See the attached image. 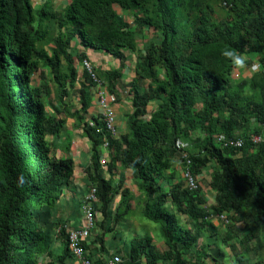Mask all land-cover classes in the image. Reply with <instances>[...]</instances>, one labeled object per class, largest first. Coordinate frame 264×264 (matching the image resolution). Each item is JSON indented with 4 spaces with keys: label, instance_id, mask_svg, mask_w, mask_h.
<instances>
[{
    "label": "trees",
    "instance_id": "obj_1",
    "mask_svg": "<svg viewBox=\"0 0 264 264\" xmlns=\"http://www.w3.org/2000/svg\"><path fill=\"white\" fill-rule=\"evenodd\" d=\"M47 3L35 8L32 0H0V264L74 260L54 215L65 195L63 179L72 173V160L56 155L70 151L67 137L65 148L58 146L69 118L88 142L84 179L96 190L94 209L111 221L109 232L122 245L118 253L115 243V253L105 251L103 232L96 241L108 259L196 264L185 252L203 233L215 237L212 220L220 215L227 222L250 219L264 231V147L249 140L264 134V0H69L59 10ZM147 33L154 38L141 49L137 36ZM75 39L83 51L74 56ZM225 46L244 54L248 66L255 58L260 68L249 81L233 82L237 65L220 54ZM86 50L119 61L117 69L97 75L115 96L127 56L135 54L127 84L132 112L118 144L101 115L88 114L95 85L74 64L87 59ZM39 71L45 77L36 79ZM215 136L240 137L244 145L221 148ZM177 139L190 144L194 177L210 170V206L199 185L190 191L180 177L185 163ZM104 142L112 150L108 178L100 165ZM115 164L131 174L138 196L122 181L114 185ZM136 213L159 225L165 250H156L149 235L123 240Z\"/></svg>",
    "mask_w": 264,
    "mask_h": 264
},
{
    "label": "rangeland",
    "instance_id": "obj_2",
    "mask_svg": "<svg viewBox=\"0 0 264 264\" xmlns=\"http://www.w3.org/2000/svg\"><path fill=\"white\" fill-rule=\"evenodd\" d=\"M47 1L48 6L51 7V5L57 6L58 9L62 8L66 4V0H44ZM32 4L35 8H39L41 6V0H33ZM57 4V5H56ZM65 4V5H64ZM115 10L119 15H122L124 19L128 22L130 21L129 14H122L119 8L115 7ZM154 38V35L152 34H144L143 36H137V45L139 48L143 49V47L148 45V43L151 41V39ZM73 45V44H72ZM52 48V44L50 43L47 47L48 52H50V49ZM72 53L75 56V52L72 49ZM132 54V55H131ZM128 58L130 61L135 60V54L129 53ZM132 58V59H131ZM256 63V61H254ZM253 63V64H254ZM75 67L79 66L78 61H75ZM106 64V63H105ZM104 64V65H105ZM97 68L94 67V73L97 77L98 72ZM256 73V72H254ZM252 73V74H254ZM251 74V73H250ZM81 72L78 70V76L80 77ZM40 77H45V74L41 71L37 73L35 76L36 79H39ZM232 78V77H231ZM120 86H123V83L120 82ZM76 87V85H75ZM71 93V100L75 101L77 96L75 93H77V87L74 89ZM91 94L93 97H95V88L91 89ZM76 124V125H75ZM72 126L74 128L81 129L80 124L77 122L71 120L70 118L66 120V126L64 128L65 132H68L72 129V127L69 130V127ZM251 132V130H248ZM247 131V132H248ZM247 132H242L241 135L246 137ZM250 137V136H249ZM77 139H73L75 142ZM80 140V139H78ZM72 143V142H71ZM187 143V142H186ZM189 143L186 145V149H189ZM62 148H65V145L62 146ZM104 153V151H102ZM107 174V172L105 173ZM180 177H182L180 175ZM210 170L205 169L203 171V175L198 176V185L200 188L201 194L206 199V205L210 206L214 202V194L212 190H210L208 183L210 181ZM114 185L117 184V178L113 177ZM64 184L65 179H63ZM129 186L131 187V190L134 193L136 192V186L133 184L132 180L131 183H129ZM73 191V188H71ZM70 189V190H71ZM113 195H115L113 193ZM114 198V196H111ZM110 197V198H111ZM118 198V197H117ZM140 213V211L138 210ZM110 213V212H109ZM135 214L132 217H130V222L127 223L128 227H131V230H128L123 235V240L128 241L129 239L133 237H143L144 235H149L152 239V245L156 250H165V247L163 245L160 231H159V225L154 224L140 216V214ZM112 215V213H110ZM110 215V216H111ZM182 222L187 221L186 216L181 217ZM105 222L104 229L101 228V222ZM212 224L215 228L214 236L209 233H203L201 235V238L198 240L197 245L190 251L185 252V256L190 262L196 263V264H264V237L261 234L262 229H254L252 226V221L250 219L246 220H240L237 217H231L227 223H223L221 221L212 220ZM111 225V221L108 219L107 221L105 219H102V215L99 210V206L95 208L94 212V228L92 231L93 240L92 248L95 251V255H99L102 258L107 257V255L100 251V242L96 241L98 240L100 235L105 232V243L104 248L105 251L111 252L113 250V242L118 241L117 239H113L112 233L109 232V227ZM212 231V230H211ZM213 232V231H212ZM226 236H229L228 239L222 241ZM97 242V243H96ZM118 244L119 241H118ZM122 248V245L120 244L117 247V252ZM102 250V248H101ZM220 251V253H219ZM41 264L45 263V260H40ZM66 264H75L74 260L70 258L66 262ZM160 264H173L172 261H165L161 262Z\"/></svg>",
    "mask_w": 264,
    "mask_h": 264
},
{
    "label": "crops",
    "instance_id": "obj_3",
    "mask_svg": "<svg viewBox=\"0 0 264 264\" xmlns=\"http://www.w3.org/2000/svg\"><path fill=\"white\" fill-rule=\"evenodd\" d=\"M44 2L46 1L41 0V4ZM68 2L69 0H66L65 4H68ZM52 8L55 10H59L57 6L55 5H53ZM72 46H73V50L76 55H78L80 52L83 51L79 47L76 39L74 40ZM85 55L87 59L92 63V65L100 71H107L109 69H117L119 67V61L109 57L107 54L94 52L92 50H86ZM250 61L252 63L249 66L247 62L242 67L236 66L231 76L233 82L238 83L244 79L249 81V79L253 76L252 73L255 72V71H251L250 69L252 64L255 61V58H250ZM134 65H135V60L130 61L127 56V61L124 63V67L121 70L122 79L120 80V82L123 83V86H120V83L117 85L116 101H115V104L112 106L114 110V114H115V120H116V130H117L116 142L117 144H118V140L120 139V137L126 132V123H125L126 118L132 112L131 97L129 94V87L127 86V84L134 77V72H133ZM80 68L81 67H78L77 70H79ZM77 85L78 84H76V87H78ZM151 109H152L151 106H149L148 111L150 112ZM88 114L94 115V116L101 114L100 108L98 107L97 100L95 99V97L92 98L91 107L88 110ZM71 127L72 126L69 127V130ZM62 135L63 136L60 137V139L58 140L59 149L62 148L66 139L69 138L70 142H72L70 146V151L66 154L58 150L56 155L58 158L69 157L72 160L73 165H72V173L66 180V184L64 187L65 195L62 197V199L58 203V207L54 215L58 217L59 220L63 222L62 224L65 225L67 228L68 227L77 228L82 223V212H81L82 198L88 190L85 186V179H84L85 173L84 172L90 164L89 163L90 156H89V151H88L89 146H88V142L86 141V139L82 138V136L80 135V130L77 127L76 128L72 127V129L68 132H65L64 130ZM73 139H77V140L74 142ZM185 150H186L185 152H187L188 149L185 148ZM111 151L112 150L110 149H108L107 151L104 150V153H101L102 157H109L111 154ZM106 172L107 174H105ZM105 173H104V176L108 178L110 175H109V172L106 171V169H105ZM112 174L113 175H111V177L117 178V181H122L125 187L130 189V193L132 196H135V197L138 196V193H134L131 190V187L129 186V183H131L132 178H131V174L127 170L125 171L124 169L121 168V166H119L118 164H115ZM71 188H73V191ZM114 201L115 203H117L118 198L116 197ZM130 221L131 220L129 218V222ZM130 228L131 227H129L128 230H131ZM124 234L125 232L121 234V236L123 237ZM261 234L264 237V231H262ZM92 241L94 240H93V236L91 235L90 242L86 244L85 246L87 247L86 254L88 258L96 262L106 261L108 259V256L105 258L104 257L102 258L101 256L99 255L97 256L94 254L95 251L92 248V244H93ZM113 243H115L116 247L119 246L117 241ZM115 252L116 250H114L113 248V250L110 253H115Z\"/></svg>",
    "mask_w": 264,
    "mask_h": 264
},
{
    "label": "built area",
    "instance_id": "obj_4",
    "mask_svg": "<svg viewBox=\"0 0 264 264\" xmlns=\"http://www.w3.org/2000/svg\"><path fill=\"white\" fill-rule=\"evenodd\" d=\"M81 69L84 70L92 82L95 85V96L97 100L98 107L100 108L101 117L105 126V130L113 137H117L116 130V120L113 110V105L115 104V97L107 93L106 88L102 81H100L93 70L91 63L88 60H82L80 63ZM259 69L258 65H253L251 67L252 71ZM92 126V123H89ZM250 142L253 145H261L264 147V134L263 135H251L249 137ZM213 142L216 146L221 148H234L240 149L244 145V140L242 138L234 137H223L215 136ZM186 143L177 139L175 141V149L179 152V158L184 161V166L182 167L181 176L184 181L185 187L190 191H195L198 188V179L194 177L190 171L191 161L188 159V155L185 152ZM102 149L105 151L108 149V143L104 142ZM108 162L107 157L100 158V165L102 168L106 167ZM97 201L95 188H89V190L84 194L82 199V223L77 228L66 227L63 225L59 229L65 230L66 241L69 253L74 259L75 264H120L121 260L119 258H113L107 260L105 263H97L94 260L88 258L86 254V244L90 242L91 232L94 228V204ZM216 220L223 223H227L224 215H220Z\"/></svg>",
    "mask_w": 264,
    "mask_h": 264
},
{
    "label": "clouds",
    "instance_id": "obj_5",
    "mask_svg": "<svg viewBox=\"0 0 264 264\" xmlns=\"http://www.w3.org/2000/svg\"><path fill=\"white\" fill-rule=\"evenodd\" d=\"M220 54L222 55V57H224L226 60H228L230 63H233V64H235V65H237V66H244L245 65V63H246V61H247V57L244 55V54H242V53H240L239 51H237L236 49H234V48H232V47H228V46H225V47H223V48H221V50H220ZM83 60H88V59H83ZM89 61V60H88ZM90 62V61H89ZM80 63H81V61L80 62H78V64H79V66L78 67H81L80 66ZM91 63V62H90ZM91 65H92V63H91ZM253 65H258L257 63H254V64H252V66ZM251 66V67H252ZM259 66V65H258ZM92 67H93V70H94V66L92 65ZM260 68V67H259ZM251 69V68H250ZM80 70V72L82 71V69L80 68L79 69ZM252 71V70H251ZM257 71H259V69L258 70H256L255 72H257ZM98 78V77H97ZM99 79V78H98ZM100 80V79H99ZM101 81V80H100ZM103 82V81H102ZM103 84H104V82H103ZM104 87H105V85H104ZM93 88H95V86L93 87ZM106 88V87H105ZM107 91V90H106ZM108 93V92H107ZM108 94H110V93H108ZM110 95H113V94H110ZM114 97H115V99H116V96L115 95H113ZM240 138V137H239ZM116 139V138H115ZM179 140H181V139H179ZM182 141V140H181ZM184 142V141H183ZM184 143H186V142H184ZM187 144V143H186ZM108 149H109V147H108ZM107 149V150H108ZM106 150V151H107ZM102 151H104V149H102ZM186 151V150H185ZM186 154H187V152H186ZM101 157H102V155H101ZM108 158V160H109V157H107ZM108 163V162H107ZM107 165V164H106ZM102 168V167H101ZM105 169H107V166L106 167H104ZM105 169H103L102 168V170H104L105 171ZM182 171V170H181ZM198 179V178H197ZM83 199V198H82ZM216 220V219H215ZM218 221V220H217ZM228 223V222H227Z\"/></svg>",
    "mask_w": 264,
    "mask_h": 264
}]
</instances>
